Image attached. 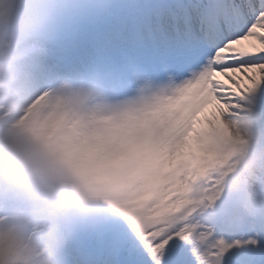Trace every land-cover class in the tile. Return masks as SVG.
Masks as SVG:
<instances>
[{"label":"clouds","instance_id":"obj_1","mask_svg":"<svg viewBox=\"0 0 264 264\" xmlns=\"http://www.w3.org/2000/svg\"><path fill=\"white\" fill-rule=\"evenodd\" d=\"M85 6L0 0V264H68L101 214L162 227L222 196L264 208V132L247 95L229 112L171 72L47 70L52 38Z\"/></svg>","mask_w":264,"mask_h":264},{"label":"snow or ice","instance_id":"obj_2","mask_svg":"<svg viewBox=\"0 0 264 264\" xmlns=\"http://www.w3.org/2000/svg\"><path fill=\"white\" fill-rule=\"evenodd\" d=\"M128 7L133 23L121 39L129 71L174 73L229 112L264 83V0H152ZM76 236L81 249L69 264H264V208L244 214L223 196L211 211L197 209L162 227L127 211L101 214Z\"/></svg>","mask_w":264,"mask_h":264},{"label":"rangeland","instance_id":"obj_3","mask_svg":"<svg viewBox=\"0 0 264 264\" xmlns=\"http://www.w3.org/2000/svg\"><path fill=\"white\" fill-rule=\"evenodd\" d=\"M142 3H149L152 0H139ZM138 0H83L86 4L74 11L66 21L65 25L57 32L49 47L56 46L55 40H62L61 31L70 30L69 36L63 40L59 46H65L69 51L71 60L66 61L69 71L97 67L101 69H114L122 65V57L126 51V44L121 39V35L126 33L133 23L129 5L140 3ZM93 22V23H92ZM64 33V32H61ZM102 40L103 53L100 55L94 47L95 35ZM59 38V39H57ZM55 39V40H54ZM72 51V52H71ZM58 54L50 56L47 52V61ZM101 60H103L101 62ZM239 75H243L242 73ZM221 79H228L222 77ZM250 95V96H249ZM247 96L252 101V107L261 114L257 122V127L264 132V83L248 93ZM247 101H242V105ZM242 110V109H240ZM77 250L75 256L81 249L79 240H75ZM71 249H66L67 262L69 264V254Z\"/></svg>","mask_w":264,"mask_h":264}]
</instances>
